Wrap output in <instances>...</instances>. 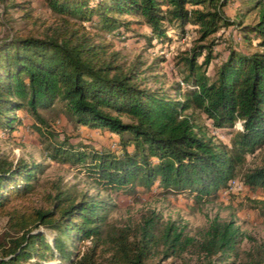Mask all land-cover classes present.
<instances>
[{
	"label": "trees",
	"instance_id": "16d2710c",
	"mask_svg": "<svg viewBox=\"0 0 264 264\" xmlns=\"http://www.w3.org/2000/svg\"><path fill=\"white\" fill-rule=\"evenodd\" d=\"M44 2L48 21L27 12L39 28H12L0 41V129L17 131L24 111L49 159L84 172L95 193L42 181L45 165L0 154V264H264V241L233 217L217 216L195 233L152 209L113 219L115 195L134 197L141 188L211 202L240 177L245 188L264 191V160L243 170L264 149V0H242L236 19L226 12L233 0ZM189 27L198 38L178 57L180 81L168 88L149 85L159 83L147 76L154 66L127 65L116 50L122 42L163 49L172 32L184 38ZM232 27L253 52L223 42L220 32ZM223 43L227 55L211 77ZM43 112L111 132L120 154L57 138Z\"/></svg>",
	"mask_w": 264,
	"mask_h": 264
},
{
	"label": "rangeland",
	"instance_id": "374dc122",
	"mask_svg": "<svg viewBox=\"0 0 264 264\" xmlns=\"http://www.w3.org/2000/svg\"><path fill=\"white\" fill-rule=\"evenodd\" d=\"M13 5H18L15 8ZM242 0H233V4L226 8L228 17L236 19L243 9ZM6 7H10L5 12ZM24 7V10L21 8ZM33 12L35 19H41V23L50 19V13L46 8L44 0H0V41L13 28L20 34H27L38 29L33 21L24 19L27 12ZM254 18V16L252 17ZM251 18V19H252ZM247 20V23L251 22ZM146 33V29L134 26ZM170 36L173 42L166 48L156 46L146 51V47L135 45L133 42L117 43L116 50L122 53L124 61L127 65H131L137 61L145 63L144 69L150 66L155 67L154 73L147 74L148 77L159 76V83L156 84L150 78L151 87L168 88L173 83L180 81L179 71L175 67L178 57L189 51L198 38L194 29L189 27V34L184 38H177L175 33ZM223 42L234 44L240 50L251 53L255 50L254 46L249 47L242 39V35L235 29L229 28L221 31ZM227 43V44H228ZM227 44L219 45L215 49V54H219V60L213 61L209 68V75L214 76L216 68L226 57ZM165 58V63H160L157 59ZM49 120L51 133L59 139L69 137L72 143H83L91 145L97 150H110L120 154V146L118 136L109 131L88 129L79 127L66 118L62 113L43 112ZM18 116L25 119L24 125L14 133H8L0 129V154H6L11 159L18 158L27 161H34L46 166L45 174L42 181H62L68 187H75L81 191H89L95 193L92 179L79 169L70 166L52 162L45 147L42 144L40 135L34 129V120H32L24 112H18ZM264 160V149L258 151L255 155L248 157L247 164L243 170L261 165ZM236 183V184H235ZM232 183V188L222 191L218 199L211 202H198L193 196L185 194H166L162 190L154 189L151 192L139 189L136 196L115 195V199L119 205L118 210L114 213L113 219L127 220L136 218L141 211L152 209L160 213L165 220L171 219L180 221L188 226V230L195 233L199 229L205 228L209 222L219 216L223 220L234 218L241 230L257 242L264 241V191L252 190L245 188L239 178ZM4 233V223H0V236ZM51 241L52 233L47 232ZM251 247L250 240H246L242 249L248 250ZM194 262L188 258L182 260L170 259L160 264H193Z\"/></svg>",
	"mask_w": 264,
	"mask_h": 264
},
{
	"label": "built area",
	"instance_id": "2783aa9c",
	"mask_svg": "<svg viewBox=\"0 0 264 264\" xmlns=\"http://www.w3.org/2000/svg\"><path fill=\"white\" fill-rule=\"evenodd\" d=\"M236 129H237V130H242V124H241V123H238V124L236 125ZM232 183L234 184L235 181H233ZM232 183H231L230 188H232ZM235 184H236V183H235Z\"/></svg>",
	"mask_w": 264,
	"mask_h": 264
}]
</instances>
